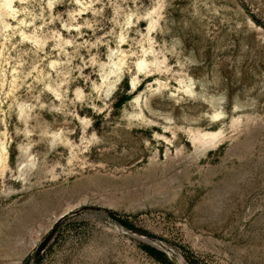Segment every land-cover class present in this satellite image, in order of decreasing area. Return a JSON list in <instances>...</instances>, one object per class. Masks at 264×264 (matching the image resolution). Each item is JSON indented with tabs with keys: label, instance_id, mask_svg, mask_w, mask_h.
<instances>
[{
	"label": "rangeland",
	"instance_id": "rangeland-1",
	"mask_svg": "<svg viewBox=\"0 0 264 264\" xmlns=\"http://www.w3.org/2000/svg\"><path fill=\"white\" fill-rule=\"evenodd\" d=\"M14 4L0 264H264V0Z\"/></svg>",
	"mask_w": 264,
	"mask_h": 264
},
{
	"label": "bare ground",
	"instance_id": "bare-ground-1",
	"mask_svg": "<svg viewBox=\"0 0 264 264\" xmlns=\"http://www.w3.org/2000/svg\"><path fill=\"white\" fill-rule=\"evenodd\" d=\"M0 6H1V8L4 10V12L7 15L14 16V14H15L14 0H2ZM121 62H122V60L119 58L117 62H113V63H114L116 68H120L122 66ZM145 63H146V60L144 58L143 59H139V61H138L139 68H142L143 66H145ZM116 70H118V69H116ZM110 72H113V69ZM219 114L220 113H215L213 115V117H217V116H219ZM190 135H191V139H192L193 143L197 144V146H198L197 148H199L201 146H209V145H212L213 143H215L222 136V132H221V130H219V131L195 130V131H191ZM142 237L145 238L146 240H149V241L153 242L154 244H157L159 247L168 250L167 246L163 242H159L157 240H154V239H151V238H147L145 236H142Z\"/></svg>",
	"mask_w": 264,
	"mask_h": 264
},
{
	"label": "trees",
	"instance_id": "trees-1",
	"mask_svg": "<svg viewBox=\"0 0 264 264\" xmlns=\"http://www.w3.org/2000/svg\"><path fill=\"white\" fill-rule=\"evenodd\" d=\"M143 248L151 256H153L157 259H160V260H166L164 253L162 251L158 250L157 248L150 246V245H143Z\"/></svg>",
	"mask_w": 264,
	"mask_h": 264
}]
</instances>
